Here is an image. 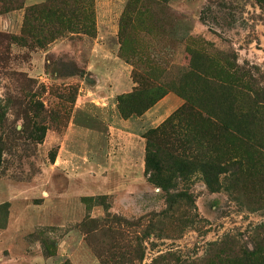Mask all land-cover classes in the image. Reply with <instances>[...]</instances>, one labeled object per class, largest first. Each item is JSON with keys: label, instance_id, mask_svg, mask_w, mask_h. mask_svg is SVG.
<instances>
[{"label": "rangeland", "instance_id": "374dc122", "mask_svg": "<svg viewBox=\"0 0 264 264\" xmlns=\"http://www.w3.org/2000/svg\"><path fill=\"white\" fill-rule=\"evenodd\" d=\"M61 1L30 5L40 35L56 31L49 11L67 15ZM70 1V19L95 32L59 27L41 46L21 34L25 7L0 9V264H264V111L239 175H218L214 189L198 173L176 178L166 212L142 137L188 96L222 119L250 114L222 72L244 67L245 95L264 86V0ZM96 16L114 18L116 34L97 37ZM115 60L131 83L122 95L155 89L149 115L123 117L106 100Z\"/></svg>", "mask_w": 264, "mask_h": 264}, {"label": "trees", "instance_id": "16d2710c", "mask_svg": "<svg viewBox=\"0 0 264 264\" xmlns=\"http://www.w3.org/2000/svg\"><path fill=\"white\" fill-rule=\"evenodd\" d=\"M59 4L64 6L63 10L67 15L60 18L59 15L63 12L57 16L56 11L54 13L49 11L46 20L53 22L57 28L56 31L49 30L46 35H40L35 25L29 24L28 15L32 14V9L30 5L23 6V0H2L0 9L9 11L25 7L27 13L21 34L31 43L40 46L42 41L48 43L56 38L60 32L59 27L62 31L70 33L93 35L95 32L93 23L89 21L79 27L76 20L70 19V15L77 10L70 0L61 1ZM200 73L201 71H198L197 74ZM190 74L195 78L198 76L193 72ZM222 74L227 77L225 82H229L226 89L234 92L240 109L245 110V96L249 100L248 107H251L249 115L239 111L234 118L222 119L213 113L214 109L213 106H209L210 103L201 99H191L188 96L189 98L185 97L184 103L159 125L146 130L142 135L144 138L143 173L147 182L163 192L166 204L164 212L170 211L177 201L178 195L174 181L176 178L184 181L194 173H198L206 187L214 189L218 175L227 171L229 176L237 173L239 175L241 172L243 158L237 153L245 146V140L256 145V138L249 133V129L255 120H259L255 118L257 111H264V86L256 88V91L249 89L252 95H245L244 67L231 64L228 71ZM153 90L149 91L151 98L145 101L141 99L136 102L132 97L135 93L117 95L116 103L120 114L123 117L128 114H141L158 99L159 96ZM183 197L186 198L184 195L180 199ZM42 254L48 257L53 255V252H48L43 247Z\"/></svg>", "mask_w": 264, "mask_h": 264}, {"label": "crops", "instance_id": "0c3cea01", "mask_svg": "<svg viewBox=\"0 0 264 264\" xmlns=\"http://www.w3.org/2000/svg\"><path fill=\"white\" fill-rule=\"evenodd\" d=\"M42 1L43 0H23V6L33 5L36 3H40ZM95 24H96V35H97V37L105 38V37H107V35L109 37H111V36L116 34V27L114 25V18H112L110 16H103V19L98 18V16H96ZM108 24H109V28H108ZM97 46H98L97 47L98 49L104 48V45H102L100 43L97 44ZM111 67L112 68H110L109 71L113 77V81H112L111 87L106 92V94H107L106 100H108V101H110L112 99L114 100L117 95L127 92L130 89V85H131V83L128 80V76L126 74L127 73L126 67L123 64H121L120 62L115 60L114 63L111 65ZM163 100H161V101H163ZM166 105H163V106H166ZM153 107H156V104ZM151 109H153V108L149 107L147 110H145L142 114V117L149 115V113L151 112ZM60 153H61V147L58 148V153H57L58 156L60 155ZM49 257L44 256V258H46L45 260H47ZM36 258L42 259L40 255H37Z\"/></svg>", "mask_w": 264, "mask_h": 264}]
</instances>
